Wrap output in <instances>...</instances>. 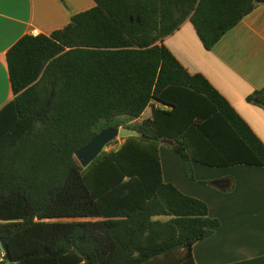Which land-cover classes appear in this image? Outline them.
<instances>
[{
  "label": "trees",
  "instance_id": "1",
  "mask_svg": "<svg viewBox=\"0 0 264 264\" xmlns=\"http://www.w3.org/2000/svg\"><path fill=\"white\" fill-rule=\"evenodd\" d=\"M94 2L7 52L14 98L0 110V239L11 259L0 264H195L194 246L220 221L164 180L161 140L176 141L191 181L194 164L264 168V143L164 40L190 21L211 51L259 3ZM247 102L264 108V88ZM121 128L148 139L79 164V150Z\"/></svg>",
  "mask_w": 264,
  "mask_h": 264
},
{
  "label": "crops",
  "instance_id": "2",
  "mask_svg": "<svg viewBox=\"0 0 264 264\" xmlns=\"http://www.w3.org/2000/svg\"><path fill=\"white\" fill-rule=\"evenodd\" d=\"M95 6L94 0H0V110L14 98L7 52L24 36L50 35ZM164 44L190 74L204 76L264 143V108L247 102L264 88V3L211 51L190 21ZM164 147V180L207 203L211 217L220 221L213 235L194 246L195 264H264V168L194 164L196 181H191L180 158Z\"/></svg>",
  "mask_w": 264,
  "mask_h": 264
},
{
  "label": "water",
  "instance_id": "3",
  "mask_svg": "<svg viewBox=\"0 0 264 264\" xmlns=\"http://www.w3.org/2000/svg\"><path fill=\"white\" fill-rule=\"evenodd\" d=\"M257 3H264V0H257ZM131 137H142L144 139H148L146 136H142L138 131L131 130L128 128H121L118 130H105L99 135H97L92 142H90L86 147L79 150L76 153V158L79 164L86 168L88 167L97 157L103 152L104 147L114 141L116 138L119 139H127ZM162 145H167L169 147H174L176 145V141L170 139H163L161 140ZM8 238L0 239V245L3 247L6 259L10 261V251L7 246ZM14 264V263H11Z\"/></svg>",
  "mask_w": 264,
  "mask_h": 264
},
{
  "label": "rangeland",
  "instance_id": "4",
  "mask_svg": "<svg viewBox=\"0 0 264 264\" xmlns=\"http://www.w3.org/2000/svg\"><path fill=\"white\" fill-rule=\"evenodd\" d=\"M151 113H152V109L149 108V109L145 112V118H144V119H146L147 116H150ZM123 143H124L123 139L116 138V139H115L114 141H112L109 145H107L106 147H104L103 151H106V152L116 151V150H118V149L123 145ZM163 146H166L167 148H171V147H169V146H167V145H163ZM166 147H164V148H166ZM171 149H172V148H171ZM171 152H174V154H176L175 151H174L173 149H172ZM176 155H177V154H176ZM177 156H178V155H177ZM178 158H179V157H178ZM199 165H200V164H199ZM202 166H203V165H202Z\"/></svg>",
  "mask_w": 264,
  "mask_h": 264
},
{
  "label": "built area",
  "instance_id": "5",
  "mask_svg": "<svg viewBox=\"0 0 264 264\" xmlns=\"http://www.w3.org/2000/svg\"><path fill=\"white\" fill-rule=\"evenodd\" d=\"M5 257H6L5 251L3 247L0 245V262H2Z\"/></svg>",
  "mask_w": 264,
  "mask_h": 264
}]
</instances>
